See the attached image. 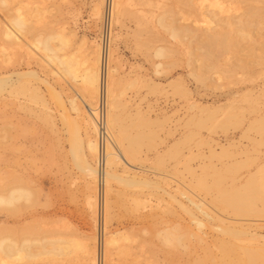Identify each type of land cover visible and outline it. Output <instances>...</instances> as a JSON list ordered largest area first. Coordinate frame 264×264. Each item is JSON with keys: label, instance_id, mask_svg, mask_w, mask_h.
Listing matches in <instances>:
<instances>
[{"label": "rangeland", "instance_id": "1", "mask_svg": "<svg viewBox=\"0 0 264 264\" xmlns=\"http://www.w3.org/2000/svg\"><path fill=\"white\" fill-rule=\"evenodd\" d=\"M211 1H206L204 10L212 19V30H229L241 43L239 49L226 51L228 54L220 51L224 53L219 56V51L213 52L219 60L212 54L216 65L205 71L204 80L191 74L203 63L202 32L198 41H192L190 36L172 37L171 29L159 22L160 16L166 14L169 23L179 26L185 17L190 24H196V9L187 8L180 0H128L130 11L124 23L113 25V40L117 34L118 37L112 45L117 48L120 87L124 90L121 118L131 125L132 132L149 135L138 148L134 171L155 180L158 187L156 183L142 189L125 187L113 181V191H107L113 206L111 219H106L107 234L103 184L91 181L71 154L73 118L82 135L86 126L84 117L70 104L71 98L81 102V88L71 79L53 73L56 67L48 64L43 51L31 44L39 34L65 26L75 32L67 50L79 59L93 57L103 28V15L96 14L94 8L100 6L104 12V2H0V76L11 75L13 80L19 77L21 83L37 86L47 104L33 100L28 92H0V189L19 181L34 191V199L23 202L16 210L0 207V233L8 229L29 237L67 234L83 242L95 236L99 264H191L211 248L218 252L213 241L226 237L215 228L223 223L219 216L227 224L243 223L253 232L264 234V195L255 213H237L220 200V187H241L251 176L264 183V131L247 130L251 122L264 117V0H221V8L210 5ZM18 6L27 15L30 29L21 35L22 41L10 43L2 28ZM251 6L263 12H249ZM158 47L166 49L161 57L155 55ZM228 68L233 71L228 72ZM30 71L39 77L30 75ZM58 94L63 98L58 100ZM94 102L97 104V99ZM223 145L228 146L227 151L222 150ZM86 152L83 144L82 160ZM123 167L120 165V171ZM91 184L96 190L91 189ZM89 193L99 200L95 214L87 203ZM136 195H145L146 201L139 207L133 201ZM202 201L205 207L199 208L198 202ZM190 211L206 222L204 243L189 236L191 228L198 229ZM166 228L184 232V245L163 241ZM111 231H121L129 237L123 241V251H114L113 261L108 254L103 259L104 235ZM34 249H40V245ZM86 262L85 252L78 250L63 260L52 261L42 255L36 264Z\"/></svg>", "mask_w": 264, "mask_h": 264}, {"label": "bare ground", "instance_id": "2", "mask_svg": "<svg viewBox=\"0 0 264 264\" xmlns=\"http://www.w3.org/2000/svg\"><path fill=\"white\" fill-rule=\"evenodd\" d=\"M101 1H103L105 5L104 12L100 10V6L95 7L94 10L99 16L103 15L104 20L105 9L108 5V1ZM127 1L128 0H110L111 16L109 43L106 49V55H104V46L102 41L101 43L97 44L93 57L88 56L86 58L79 59L73 53H70L67 49L71 43V34L73 35L75 32L73 30H67L65 26L54 31L52 30L48 33L46 32L44 35L39 34L36 39L31 41V44H33L34 47L43 51L44 56L47 59V63L56 67V69H52L53 73L58 75L59 78L67 77L71 79L81 88V93L79 94L81 97V102L77 101L76 98H71L70 104L72 109L75 110L79 116L81 115L84 117L83 120L85 119L86 126L84 129V135H82L80 131V125L76 122L77 119L73 118V124H71L72 129L69 128L70 133L72 132V142L70 143L72 152L71 154H73L72 156L76 160L79 168L85 172L91 181L97 180L98 183L100 182L101 185L103 184L102 187L104 193L102 189L101 191L103 193L102 199L104 201L105 234H107L106 224L108 223H106V219L107 221L111 219L110 215L113 208L108 195L109 191H113V181H116L125 187L139 186L141 189L143 187L149 188L152 185H155V183L157 185V182L153 179L145 176H138L133 167L136 166L134 164V159L138 155V148L144 142V140L149 137V135L142 131L136 133L132 132L131 125L127 124L121 118L120 109L125 103L124 90H121L120 87V84H122V76H120L121 64L117 56V48H114L112 44L113 42L117 41L118 37L117 34L116 38L113 40V25L115 24L116 26H122L125 18L129 14L130 10ZM180 1H182L187 8L197 10V16L194 19L196 24H190L187 21V18L183 17L184 22L178 26L173 22L169 23L166 19V14L160 16L159 22L171 29L172 37L179 36L182 38L190 36L192 37V41L193 38L198 41L201 37V34L199 33L202 32V35H204V41H202L204 44L202 46L204 51L202 53H204L203 60H205H202L203 63L200 64L198 69L192 70L191 74L197 80H204L205 71L212 69L216 65L215 61H213L214 57H211L212 54L214 55L213 52L219 51V53H217L220 56L226 51L229 52L230 49L235 51L236 49H239L241 42L240 39L233 35L229 30H212V19L206 15L204 10L207 0ZM0 2L3 5H8V0H0ZM210 5L219 6L220 8L222 7L220 6L221 0H212ZM248 11L254 13L263 12L253 6H251ZM28 21L29 19L23 11L22 6H18L16 13L11 16L8 23H5L2 28L4 36L8 39V41H10V43L20 42L23 40L21 35H25L30 29V24ZM262 44L263 46L261 49L263 52H261V54L264 53V42H262ZM248 49L251 51L250 48ZM165 50L166 49L164 47H158L155 49V55L157 57H161L164 55ZM199 50H201V48ZM252 50L254 51V48H252ZM220 51L224 52L221 53ZM199 53L201 54V51ZM214 56H216V59L219 60V56L217 54ZM189 62H191V59ZM160 65L161 62H158L157 66L159 67ZM233 67H235V65ZM230 68L226 70H229L228 72L233 71L231 70L232 68ZM29 74L39 77L35 71H30ZM40 79L42 81V78ZM43 81L46 82L50 88L53 87V85L50 84L47 79L44 78ZM19 82V77L17 80H13L11 75H1L0 92L4 90H8L10 93L16 94L28 92L31 96L30 98L33 100H42L43 105H47L44 94H41L40 92V88L37 86L31 87V85L29 86L28 84ZM186 91L189 92V90ZM102 94L104 95L105 102L104 122L106 132V142H104L103 147L99 135L101 127L99 126V113L97 112L98 104L101 100ZM58 97V100L63 98L60 94H58ZM95 99H97V104L94 102ZM192 105L196 106L195 104ZM136 112L139 113L140 109H137ZM209 114H207V116ZM212 114L213 112L211 115ZM212 116L216 117V114H213ZM234 116L236 115L234 114ZM199 118V120H201V117ZM203 120L204 119H202V121ZM223 123L227 125L226 121ZM254 123H257V125ZM250 128L258 129L259 132L261 131L262 133L264 131V117L260 118L256 122H251L247 127V130H250ZM83 144H85L87 156L85 157L86 159L82 160L81 151ZM102 150L104 156L103 167L100 165ZM222 150L227 151L228 146L223 145ZM212 152L216 153V150L212 149ZM120 165H124V169H122L123 171H120ZM215 183L219 185L218 181H215ZM91 185L90 187L93 189L95 185ZM220 188V200L227 207L232 208L235 212L246 214L255 213L259 210L257 202L258 200L263 199L264 183L261 184L256 182L253 176L246 180V182L241 187ZM94 189L96 190V188ZM95 192L96 191H94V193ZM94 193H89L87 198L89 209L93 212L92 214H95V212L97 213L96 205L99 201L96 200L97 197H95ZM168 193L175 197L171 191H168ZM33 199L34 191L32 187L19 181L11 184L6 189H0V207L7 210H16L23 202H30ZM133 201L135 202L136 206L139 207L145 203V195L142 197L136 195L134 196ZM182 206L187 209L184 203ZM198 207L204 208L205 202H198ZM190 213L198 229L196 230L191 228L189 231V236H194L199 240V242L204 243L207 241L205 238L206 236H204V233L206 235L204 230L206 222L203 220V218H200L193 212L190 211ZM219 219L223 223L218 224L215 228H217L219 232L224 234L226 237H222L218 240L216 238V240L213 241L215 242L213 245L217 248L218 254L214 252L210 244H207L206 247L211 249H209L204 257L195 260L191 264H264V242L261 241V238L264 239V234L253 232L251 229H249V226H245L243 223H239L238 225L227 224L225 218L219 216ZM4 230L0 233V264H36V262L42 258V255H46L52 261L58 259L63 260V258H66V256H68L70 253L76 252L78 250L85 252L87 260L86 264H99V254L96 248V240L98 239L95 236L91 237L90 241L83 242L75 236L66 237L67 234L65 236L62 234H47L43 236L35 235L34 237H29L20 236L19 234L11 232L8 229H6L5 232ZM163 230V241L170 244L184 245V232L176 233L171 231L172 229L167 228ZM162 231H160V234ZM104 236L103 259L106 260L108 254L109 260L113 261L114 251L117 249L123 251L122 246H124L123 243H125L123 241H128L129 237L121 231H111L108 232V235ZM35 245H40V249H34ZM111 264H114V262Z\"/></svg>", "mask_w": 264, "mask_h": 264}, {"label": "built area", "instance_id": "3", "mask_svg": "<svg viewBox=\"0 0 264 264\" xmlns=\"http://www.w3.org/2000/svg\"><path fill=\"white\" fill-rule=\"evenodd\" d=\"M107 1H108V5L105 9V16H104V20H103L104 21L103 31H102V35H101V41H102L103 46H104V55H106V49H107L108 43H109L108 41H109V28H110V16H111L110 0H107ZM104 110H105V102H104V95L102 94L101 100H100V102L98 104V108H97V112L99 113L98 122H99V126L101 127L99 135H100L102 147L104 145V142H106ZM100 165H101V167H103V165H104L103 150L101 152Z\"/></svg>", "mask_w": 264, "mask_h": 264}]
</instances>
